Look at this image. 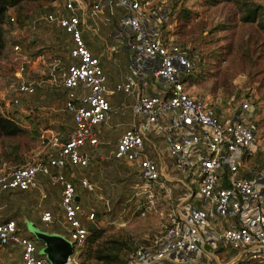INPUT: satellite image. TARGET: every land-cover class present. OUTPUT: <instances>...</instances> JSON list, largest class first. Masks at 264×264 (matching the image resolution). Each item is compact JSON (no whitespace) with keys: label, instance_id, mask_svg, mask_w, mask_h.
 <instances>
[{"label":"built area","instance_id":"built-area-1","mask_svg":"<svg viewBox=\"0 0 264 264\" xmlns=\"http://www.w3.org/2000/svg\"><path fill=\"white\" fill-rule=\"evenodd\" d=\"M37 21L69 35L72 62L47 77L20 74L16 91L31 95L47 83L61 87V110L73 125L58 151L43 161L2 168L0 190H36L42 201L47 197L44 182L59 189L63 237L73 246L64 264L76 263L88 234L83 221L95 214L93 207L84 208L78 190H94L92 182L80 176L76 184L65 170L89 164L91 150L100 143L99 129L115 110L125 109L124 102L119 109L112 106L108 96L115 92L132 97V119L112 154L134 166L141 181L137 192L151 200L164 190L171 206L165 228L129 252L126 264H264V153L254 125L238 116L248 113L251 104L221 119L215 108L190 94L187 79L199 58L176 41L168 5L64 0L60 10L45 12ZM84 33L102 37L101 54L91 51ZM106 38L119 40L127 60L124 79L110 87L101 59L114 58L118 46ZM19 49L18 44L12 47L14 54ZM11 102L17 105L19 99ZM173 185L181 191L174 197ZM40 221L53 222L52 212L44 209ZM5 245L21 248V264H50L13 220L0 223V247Z\"/></svg>","mask_w":264,"mask_h":264},{"label":"rangeland","instance_id":"rangeland-1","mask_svg":"<svg viewBox=\"0 0 264 264\" xmlns=\"http://www.w3.org/2000/svg\"><path fill=\"white\" fill-rule=\"evenodd\" d=\"M63 1L51 0L39 4L25 2L27 16L22 20L23 26H18L16 11L10 10L14 21L5 27L6 46L0 54V112L14 115L35 132L32 133L33 137L0 138V170L18 165L4 159L7 149L16 147L26 161L43 159L58 151L72 128L70 116L61 110L64 101L61 87L47 83L31 95L16 91L20 74L28 79L47 77L51 70L55 72L56 67L72 62L68 56L71 46L69 35L51 24L37 21L45 12L60 10ZM152 1L168 6L171 4V0ZM175 1L177 7L181 4L192 11L186 22L175 14L173 30L176 41L191 47L199 58L196 66L198 79L193 84L189 82L193 96L216 108L221 119L233 116L245 102L251 104L248 113L241 111L238 116L247 124H254L264 153V51L259 46L261 40L257 31L252 26L240 24L236 10L229 2L206 5L204 0ZM259 2L264 6V0ZM33 22L35 28L31 29ZM91 37L96 39V36ZM15 44L20 46L17 54L12 51ZM23 64L25 67L20 71ZM15 96L19 99L17 105L11 102ZM121 102L123 97H118V109ZM127 104L126 101L125 109H119L118 114H112L100 130V144L91 150L89 165L85 169L65 171L68 176L72 175L76 184L78 177L86 175L94 186L92 191L78 187L84 208L93 207L95 211L92 220L83 221V224L101 227L104 229L103 235L107 237L130 238L132 244L137 246L148 244L165 228L171 206L165 200L164 190L157 191L151 200L137 192L141 181L134 166L123 160H115L112 155L117 136L126 128L122 123L132 119L129 112L125 116L121 114L126 108L130 111ZM89 172L92 174L89 175ZM44 188L47 197L42 201L35 191L26 192L22 197L8 196L11 204L0 203V217L11 215L15 211L13 207L18 205L39 231H57L66 235L59 189L47 183ZM180 192L174 185L171 187L172 197ZM44 209L52 212L53 222L43 224L40 221ZM23 226L19 225L21 234H29ZM35 244L39 254L43 255L45 246L36 240ZM127 253L124 252L123 256ZM20 257L21 248L17 245L0 247V264H17ZM80 260L78 256L74 264H80ZM89 264L100 263L90 260Z\"/></svg>","mask_w":264,"mask_h":264},{"label":"trees","instance_id":"trees-1","mask_svg":"<svg viewBox=\"0 0 264 264\" xmlns=\"http://www.w3.org/2000/svg\"><path fill=\"white\" fill-rule=\"evenodd\" d=\"M51 0H0V54L4 50L6 46V37H5V27L8 25H12L10 22V10H15L17 15L18 26L22 25V20L26 18V8L24 7L26 3L39 4L43 2H49ZM231 3L236 10L235 13L237 15V19L240 24H244L248 27L252 26L254 30L257 31L259 39L261 40V44H259L261 51H264V6L259 2V0H204V4L209 5H218L222 3ZM171 11V15L174 19V15L178 14V18L186 22L191 15L192 11L189 8H185L183 6L177 7V1L171 0V4L168 6ZM59 68V67H57ZM198 79V74L195 71L192 75H190L187 79L191 84ZM215 113L217 114V109L215 108ZM254 125V124H253ZM34 129H28L23 123L22 120L14 117V115L10 116L7 114H3L0 112V138H19L21 136L29 135L32 136L34 133ZM33 137V136H32ZM94 149V148H93ZM113 155V154H112ZM114 157V156H113ZM46 158V157H45ZM40 158H36L39 160H44ZM91 158V154H90ZM115 158V157H114ZM4 159L7 162L18 163V165L24 164L26 161L25 158L19 155L16 147H12L7 149L4 153ZM115 160H119L115 158ZM264 162V157H263ZM89 165V164H88ZM87 165V166H88ZM85 166V168L87 167ZM81 168V169H85ZM89 175L92 172L88 173ZM84 176V175H81ZM86 176V175H85ZM74 181V179H72ZM89 180V178H88ZM90 181V180H89ZM28 193L27 190H0V203L9 202L8 196L14 195L15 197H22L25 193ZM9 194V195H8ZM9 202V206H10ZM14 212L11 215L0 217V223L3 221L13 220L18 227V232L21 234V230L19 225H24L23 229L29 228L26 224L25 219H27V213L22 211L20 206L16 205L13 207ZM97 217V215H96ZM27 234V236L31 237L33 240L40 242L34 234V231L31 229ZM56 234V233H53ZM62 234V233H61ZM104 229L99 226H88V234L84 241L83 246L80 249L79 257L81 258L80 264H89L90 260H94L99 262L100 264H126V259L133 249H135L136 245L132 244L130 238H118L114 236H104ZM26 235V234H21ZM34 240V241H35ZM36 245V244H35ZM38 254H39V248ZM130 250V251H129ZM128 251L126 256L124 257V252ZM46 257V255H41Z\"/></svg>","mask_w":264,"mask_h":264},{"label":"crops","instance_id":"crops-1","mask_svg":"<svg viewBox=\"0 0 264 264\" xmlns=\"http://www.w3.org/2000/svg\"><path fill=\"white\" fill-rule=\"evenodd\" d=\"M103 33H104V29L102 28L101 34H103ZM83 35L85 36V39H86V42H87L89 48L91 49V51L95 55H99V54H101L103 52L104 41H102V37L100 39L99 38L95 39V38H92L88 33H84ZM107 42H109L110 45H116V47L118 46L117 51L114 53V58L108 59L106 57L107 58L106 59L105 57H103V59H101V64H102V66L104 68L106 76L108 77V83L107 84H108V87H110V86H113L114 84H116V83H118V82H120V81H122L124 79L125 73L127 72V60H126L125 53L123 52V50H121L122 49L121 48V44H120L118 39H107ZM191 87H192V85L188 81L187 89L189 90L190 94L193 95ZM108 97H110V102H111V104H112V106L114 108H117L116 100H117L118 97H123V102L126 103V101H127L128 102V104H127L128 106H130V104L132 103V97L126 96L122 92H115L114 94H111ZM123 102H121V104ZM128 112H129V114H131L130 111H128L127 108H126V110L124 112H122V113L120 112V113L124 115V114H126ZM118 113H119V111L115 110L112 114H118ZM130 121L131 120H129V122ZM128 123H127V119H126L125 123H122V125L127 126ZM104 126H102L99 129V135L101 134L100 130L103 129ZM122 132H120L119 135ZM116 140H117V138H116ZM44 185H45V182H44ZM27 191H29V192H31V191L37 192L36 190H27ZM37 195H38V193H37ZM25 222L29 226V228L26 229L27 232H29L32 228L37 229L35 226H33L34 224L32 222H30L29 219H25ZM51 233H56V234H59L61 236H64L63 234H61V233H59L57 231H52ZM17 264H21V260Z\"/></svg>","mask_w":264,"mask_h":264},{"label":"water","instance_id":"water-1","mask_svg":"<svg viewBox=\"0 0 264 264\" xmlns=\"http://www.w3.org/2000/svg\"><path fill=\"white\" fill-rule=\"evenodd\" d=\"M237 114L238 111L234 113V115ZM94 226L96 225H91V227ZM32 230L34 231L35 237L45 246L44 255H46L50 264H64L67 256L73 249L71 242L59 234L41 232L35 228H32Z\"/></svg>","mask_w":264,"mask_h":264}]
</instances>
